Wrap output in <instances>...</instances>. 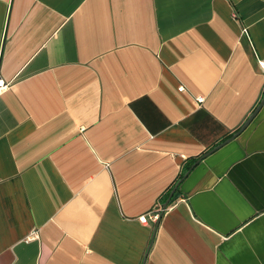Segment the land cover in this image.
I'll use <instances>...</instances> for the list:
<instances>
[{"label":"crops","instance_id":"0c3cea01","mask_svg":"<svg viewBox=\"0 0 264 264\" xmlns=\"http://www.w3.org/2000/svg\"><path fill=\"white\" fill-rule=\"evenodd\" d=\"M263 64L264 0H0V264H264V104L197 162Z\"/></svg>","mask_w":264,"mask_h":264},{"label":"water","instance_id":"95a60500","mask_svg":"<svg viewBox=\"0 0 264 264\" xmlns=\"http://www.w3.org/2000/svg\"><path fill=\"white\" fill-rule=\"evenodd\" d=\"M264 104V97L262 98V100L260 101V103L258 104V106L256 107V109L250 114V116L248 117V119L245 121V123L240 127V129L238 131H236L230 138L226 139L224 142L216 145L215 147H213L212 149H210L208 152H206L200 159H198L197 162H200L205 156L209 155L210 153H212L213 151L217 150L219 147H221L225 142H228L229 140L235 138L238 134H240L247 126L248 124L253 120V118L256 116V114L259 112L260 108L262 107V105ZM189 172V171H188ZM188 172L186 174H188ZM185 174V175H186ZM179 181L176 186L172 189L168 199L163 203V207L164 209L169 205L174 193L176 192V190L178 189L179 185H180Z\"/></svg>","mask_w":264,"mask_h":264},{"label":"built area","instance_id":"2783aa9c","mask_svg":"<svg viewBox=\"0 0 264 264\" xmlns=\"http://www.w3.org/2000/svg\"><path fill=\"white\" fill-rule=\"evenodd\" d=\"M264 65V64H263ZM8 85V83L6 82V80L3 77H0V92ZM181 89H184L183 86L180 87ZM199 101H202L204 99V97H199L198 98ZM160 216V212H154L151 213V218H153L154 220H157ZM143 220H146L145 217H143Z\"/></svg>","mask_w":264,"mask_h":264},{"label":"trees","instance_id":"16d2710c","mask_svg":"<svg viewBox=\"0 0 264 264\" xmlns=\"http://www.w3.org/2000/svg\"><path fill=\"white\" fill-rule=\"evenodd\" d=\"M168 195H169V193H168ZM168 198V196L166 197V199Z\"/></svg>","mask_w":264,"mask_h":264}]
</instances>
